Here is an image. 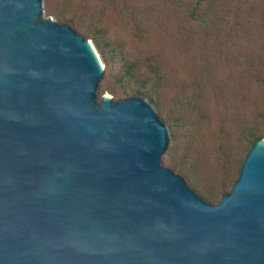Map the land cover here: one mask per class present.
<instances>
[{
  "label": "water",
  "instance_id": "1",
  "mask_svg": "<svg viewBox=\"0 0 264 264\" xmlns=\"http://www.w3.org/2000/svg\"><path fill=\"white\" fill-rule=\"evenodd\" d=\"M49 0H0V264H264V143L216 202L166 167L173 137Z\"/></svg>",
  "mask_w": 264,
  "mask_h": 264
},
{
  "label": "rangeland",
  "instance_id": "2",
  "mask_svg": "<svg viewBox=\"0 0 264 264\" xmlns=\"http://www.w3.org/2000/svg\"><path fill=\"white\" fill-rule=\"evenodd\" d=\"M192 1L49 0L46 20L92 43L103 98H146L174 139L166 167L216 202L249 149L244 130H264V0H201L194 16Z\"/></svg>",
  "mask_w": 264,
  "mask_h": 264
},
{
  "label": "trees",
  "instance_id": "3",
  "mask_svg": "<svg viewBox=\"0 0 264 264\" xmlns=\"http://www.w3.org/2000/svg\"><path fill=\"white\" fill-rule=\"evenodd\" d=\"M203 1V0H202ZM209 1V0H208ZM200 2L201 0H193L191 3V8H190V13L192 14V16H194L195 14H197L198 10H199V6H200ZM210 3V1H209ZM205 8L209 9V4L205 5ZM63 18L65 21H71V18H65V17H61ZM203 22H205V19L202 20ZM94 45L97 47V49H99V42L100 39L97 37H93L92 38ZM100 53H102L99 50ZM134 64L131 62H127L125 64V72L129 75H133L134 72ZM134 94H145L146 93L144 91H141L139 88H136L132 91ZM264 135V130H262V128L260 127V123L259 122H254L252 125L248 126L243 133V139L247 140V142L249 143V147L251 146V144L257 140L258 138L262 137ZM248 147V148H249ZM248 150V149H247Z\"/></svg>",
  "mask_w": 264,
  "mask_h": 264
},
{
  "label": "bare ground",
  "instance_id": "4",
  "mask_svg": "<svg viewBox=\"0 0 264 264\" xmlns=\"http://www.w3.org/2000/svg\"><path fill=\"white\" fill-rule=\"evenodd\" d=\"M87 43H89V44L92 45V43H91L89 40H87ZM92 47H93V49H94V51H95V53H96V55H97V57H98V60H99V62H100V64H101V66H102V62L100 61L99 56H98V54H97V52H96V50H95V48H94L93 45H92ZM263 143H264V136H263L262 140L260 141V144H263Z\"/></svg>",
  "mask_w": 264,
  "mask_h": 264
}]
</instances>
